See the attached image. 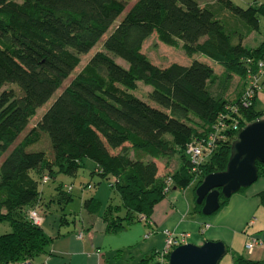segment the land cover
I'll return each instance as SVG.
<instances>
[{
	"label": "trees",
	"instance_id": "obj_1",
	"mask_svg": "<svg viewBox=\"0 0 264 264\" xmlns=\"http://www.w3.org/2000/svg\"><path fill=\"white\" fill-rule=\"evenodd\" d=\"M262 17L264 1L242 6L234 0H0V222L12 226L0 234V264L34 262L52 241L28 215L31 208L48 211L39 204L32 169L49 180L56 171L75 174L86 158L93 159L94 171L113 177L111 185L122 199L103 211L109 232L150 217L168 192L169 177L172 187L186 188L196 179L197 188L208 173L225 169L237 135L231 117L197 171L187 145L215 130L234 105L238 112L232 113L242 124L264 116L257 95L252 105L242 104L250 74L264 60V41L248 46L244 38L260 30ZM153 33L191 56L214 57L225 67L227 81L239 75L244 81L239 95L215 92L219 74L206 59L156 64L143 50ZM99 43L102 47L72 76L81 55ZM140 80L152 86L148 100L132 92ZM42 133L51 138V156L36 146ZM174 156L179 165L161 171L158 161L167 159L169 165ZM257 164L264 176V163ZM59 189L63 200L72 199L69 190ZM260 197L264 203V191ZM227 200L222 196V204ZM91 202L96 206L98 200H85L93 212ZM202 206L197 203L196 209L202 212ZM234 264L264 260L239 254Z\"/></svg>",
	"mask_w": 264,
	"mask_h": 264
},
{
	"label": "crops",
	"instance_id": "obj_2",
	"mask_svg": "<svg viewBox=\"0 0 264 264\" xmlns=\"http://www.w3.org/2000/svg\"><path fill=\"white\" fill-rule=\"evenodd\" d=\"M199 1L202 4L215 2V0ZM244 1L250 4H258L264 0ZM254 31L250 32L244 38V44H246L245 40ZM258 44L246 45L256 46ZM237 76L238 82L234 85L233 90L226 91L225 89H228V85H225V96L229 98L237 97L244 86V81L239 75L235 74L231 79L233 80L234 78L236 80ZM257 100L259 107L264 109V79L257 93ZM187 187L179 188L173 186L167 197L165 196L166 198L164 197L155 205L150 217H141L138 219V223L140 222L141 224L138 229L136 228L134 232H130L133 228L130 231L116 236H107L112 232L107 231V222L102 216L104 209H102L100 201H98L96 206H94L95 203L91 202L90 207H93V212L89 210L90 208L84 202V207L89 213L87 218H82V221L76 216L74 218L71 217L75 228H66L70 225V216L68 217L66 215V218H63L48 211L43 212L46 214V221L43 226L46 227L45 230L48 234L52 236V241L48 246V251L37 255L34 263L108 264L106 255L111 252L106 250L108 246L118 245L119 247L122 245L121 247L126 248L129 245L139 251L137 264H151L146 258L163 247L166 240V229H170L177 234L190 233L187 241L196 244H202L207 239L224 241L228 247L227 253L231 252L233 264L235 257L239 254L254 260H264V223L262 222L259 226H254L257 221V217L254 214L261 207L264 208V203L260 197V192L264 191V176H259L246 190L233 193L228 197L226 203L222 204L214 214L208 217L196 209L197 202L196 205L194 204L196 195H193L191 200L189 195H187ZM93 196L96 198L95 195ZM207 223H209L208 227L206 226ZM57 224L58 226H56ZM63 224L65 226H61ZM146 225L148 228L144 227ZM126 228L124 229L127 230ZM124 229L121 230L124 231ZM150 229H152L153 234L150 233L146 236L151 231ZM81 230H84L82 238L78 237V233ZM159 232L164 237L162 245L149 244L148 239L154 237V234ZM142 234L143 239L141 237ZM251 237H256L259 242L252 251H249L246 243ZM121 240L123 242L119 243ZM152 259L154 261L156 258L153 256Z\"/></svg>",
	"mask_w": 264,
	"mask_h": 264
},
{
	"label": "rangeland",
	"instance_id": "obj_3",
	"mask_svg": "<svg viewBox=\"0 0 264 264\" xmlns=\"http://www.w3.org/2000/svg\"><path fill=\"white\" fill-rule=\"evenodd\" d=\"M207 1V0H206ZM236 3L242 5V6H248L250 4L247 1L244 0H235ZM264 39V17L262 18V28L261 30H255L252 35H250L246 40L245 43L248 45H255L261 42V40ZM102 47L101 43L95 46L89 52L88 54H82L81 55V62L80 64L76 67L74 70V74H76L79 70L82 69V67L87 63L89 60L90 56L98 49ZM143 50L151 57V59L158 65H167L171 62H180L183 64H190L195 58H201V59H206L214 64L216 67V70L219 74L218 79L216 80L213 89L215 92H219V90H224L225 85H228V89L226 91H231L235 87L234 85L238 82V76L236 77V80L233 78V80L227 81V78H225V71H224V66L220 63H218L215 58L211 56H207L205 54L201 55H194L191 56L187 54L181 47H175L170 45L168 42H165L161 39L158 38V35L156 33H153L150 35L146 41L144 42L143 45ZM117 60L127 64V62L119 56H116ZM70 76L65 80V84L69 82L71 79ZM230 85V86H229ZM152 86L149 84H146L144 81L140 80L139 81V87L132 90L135 94L138 96L144 98L145 100H148V92L149 89H151ZM61 88L58 89L57 92H60ZM57 94V93H56ZM53 98L50 99L46 104L40 106L38 108V114L36 115L35 118L32 119L30 122L28 129L35 124L37 121V118L39 115H42L43 112L47 109V107L51 104L53 101ZM154 104H156L154 102ZM25 134V132L22 134V136ZM43 134V133H42ZM46 135V136H45ZM41 135V139L38 142L39 145H36L37 148L40 146L41 149H44L48 156H51L53 154V147H52V142L51 138L48 133ZM28 149H32L33 147H27ZM40 149V148H38ZM1 157L2 154H0V163H1ZM167 159L164 160H159V166L161 171H165L168 169V166L171 167V169H174L179 165V159L177 156H174L173 158L170 159L169 162H167L169 165H166ZM84 165L79 168V170L74 174V173H65L63 171H56L55 177H52L44 181L41 177V174L36 170L32 169L29 174L32 178L37 180V189L40 192V199H39V204L41 203L43 208H47L48 212H51L53 214H57L58 217L64 215H68L70 218L69 221V227L66 228H75V225L73 224V220H71V217L74 218L75 216L79 218L82 221V218L84 217L87 218L88 211L84 207V202L86 198H91L93 195L96 196V199L100 201L102 209H105L110 203H113V205L116 204H121V196L119 192L112 187L111 181L113 180V177L109 178H103L100 174L96 173L95 166L96 163L93 159L91 158H86L84 160ZM48 172V171H45ZM88 183H90L92 186L88 187ZM62 186L63 189H67L72 193V199L65 201L60 197V189L59 187ZM196 182H192L188 187L187 195L191 198L193 195H196ZM247 187L242 188L239 191H244L246 190ZM170 191L167 192V195L169 194ZM165 197V198H166ZM192 200V198H191ZM196 200V199H195ZM49 204V206H48ZM196 205V201L194 203ZM121 212L124 213V208L121 209ZM98 213V212H97ZM202 213V212H201ZM203 214V213H202ZM205 215V214H203ZM207 217L209 215H206ZM254 216L257 217V221L254 224L256 227L259 224L264 223V208L261 207L255 214ZM50 219V217H48ZM86 221V220H85ZM138 220H135L134 222L127 224L126 229L117 231V232H112L109 233L107 236H112V235H121L127 231L134 232L135 229L139 227L140 222L138 223ZM132 225V226H131ZM58 226V224L56 225ZM61 226H65L64 224ZM68 226V225H67ZM148 228V226H144ZM46 228V227H44ZM12 230V226L9 221H1L0 222V234H3L5 232H9ZM152 231V229H150ZM149 230V231H150ZM153 234V231L151 232ZM140 234V233H139ZM154 237H150L148 239V243L150 244H156V245H162L163 243V235L162 233H155ZM151 236V235H150ZM142 239H143V234H142ZM123 240H121L119 243H122ZM241 244V243H240ZM122 246V245H121ZM118 245L114 246H108L106 250L111 251L109 254L107 253L106 259L108 264H137L138 254L139 251H137L136 248H133L129 245H127L126 248H123ZM119 248H122L119 250ZM35 260V258H34ZM151 264L156 263V259L153 261L150 260ZM221 264H233V259L231 256V252H228L225 254V256L221 260Z\"/></svg>",
	"mask_w": 264,
	"mask_h": 264
},
{
	"label": "water",
	"instance_id": "obj_4",
	"mask_svg": "<svg viewBox=\"0 0 264 264\" xmlns=\"http://www.w3.org/2000/svg\"><path fill=\"white\" fill-rule=\"evenodd\" d=\"M264 163V116L240 128L231 144L227 167L208 173L196 188V202L202 213L214 214L222 205L221 197H230L259 178L257 162ZM228 251L222 240L207 239L202 244L185 242L170 253V264H220Z\"/></svg>",
	"mask_w": 264,
	"mask_h": 264
},
{
	"label": "built area",
	"instance_id": "obj_5",
	"mask_svg": "<svg viewBox=\"0 0 264 264\" xmlns=\"http://www.w3.org/2000/svg\"><path fill=\"white\" fill-rule=\"evenodd\" d=\"M263 79H264V60H260L258 69L254 73L250 74V78L244 90V94L242 97V104L244 106L252 105L254 97L257 95L259 89L262 86ZM232 112L237 113L238 106L234 105L231 108V111L227 112L226 114L222 116V119L217 124L214 125V127L216 128L215 130L210 131L204 136H201V137L197 136L188 143L187 152L193 163V168H192L193 171H197L198 165L204 162L208 158V156L211 153H213V151L215 150L219 138L223 136V133L221 132V130L227 126L225 122L226 117H231L230 123L233 126L232 129L236 130L237 132L240 130L241 127L245 125V124H242L241 118L233 115ZM48 178H49L48 176H45L44 180L47 181ZM168 180L170 182V185L166 187V190L170 191L173 188L172 187L173 179L169 177ZM91 186H92L91 184L88 185V187H91ZM28 215H29V218L36 224L43 225L46 221V214L41 212L38 208H31L28 211ZM206 226L208 227L209 223H207ZM151 232L152 231L147 233L146 236H148ZM83 235H84V230H81L78 233V237L82 238ZM189 235L190 233L177 234L170 229H166L165 244L163 245V247H161L155 252L156 264H170L169 259H170L171 251L177 245L188 242L187 240H188ZM258 242L259 241L256 237H251L246 243L247 249L249 251H252ZM13 264H35V263L31 260H24L21 262H15Z\"/></svg>",
	"mask_w": 264,
	"mask_h": 264
},
{
	"label": "flooded vegetation",
	"instance_id": "obj_6",
	"mask_svg": "<svg viewBox=\"0 0 264 264\" xmlns=\"http://www.w3.org/2000/svg\"><path fill=\"white\" fill-rule=\"evenodd\" d=\"M221 199H222V197H221Z\"/></svg>",
	"mask_w": 264,
	"mask_h": 264
}]
</instances>
